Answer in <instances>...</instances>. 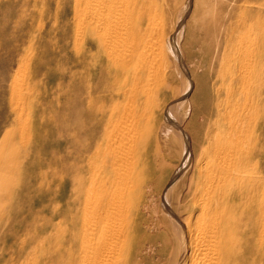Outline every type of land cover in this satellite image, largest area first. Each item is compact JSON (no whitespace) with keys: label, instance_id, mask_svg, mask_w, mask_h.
I'll list each match as a JSON object with an SVG mask.
<instances>
[{"label":"rangeland","instance_id":"rangeland-1","mask_svg":"<svg viewBox=\"0 0 264 264\" xmlns=\"http://www.w3.org/2000/svg\"><path fill=\"white\" fill-rule=\"evenodd\" d=\"M261 1L264 3V0H119L117 21L122 38L119 44L122 41L120 46L129 53L131 73L136 68L135 60L139 62L144 76L142 87L149 97H145L149 99L145 103L154 110L158 124L157 153L152 155L154 177L148 182L146 178L136 181L125 197V201L130 200L124 203V214L120 215L131 237L132 224L128 219L135 208L139 209L141 225L136 235L139 241L143 239L137 252L133 233L123 264H170L168 251L177 244L171 216H185L193 196L197 200L208 196L203 191L207 179L204 166L196 176L199 155L204 154L200 146L202 138L216 132L215 129L218 132L224 129L236 113L245 117L241 145L249 159L246 174L257 176L254 164L260 161L264 149V139L260 140L258 133L264 122V101L252 95V91L260 86L264 94V82L255 81L257 72L264 71V56L257 60L261 49L264 55V23L259 20L264 12ZM75 3L76 0H0V264H58L57 259L66 258L70 250L79 247L74 240L79 230L74 222V208L92 178L89 176L94 178L102 164L100 157H89L90 162L86 158L82 171L79 154L70 153L67 156L70 160L60 159L61 151L73 152L74 148L59 127L66 123L74 140L79 138L81 121V126L87 122L92 144L97 141L102 145L95 142L91 150L98 148L100 156L105 147L104 125L111 105L100 90L92 92L87 98L89 103L85 98L82 104L73 92L78 83L79 49ZM97 56L101 58V54ZM65 100L67 109L63 106ZM76 105L81 109L84 106L83 110ZM63 112L69 114L65 122ZM133 131L141 133L137 135L140 141H135V154L140 155L144 135L139 130ZM205 157L204 154L202 164ZM135 163L133 171L140 175V159ZM81 180L84 185L79 184ZM209 207L207 204L208 214ZM261 227L258 223L255 236L258 241L264 234ZM261 240L264 242V235ZM114 257L108 262H116Z\"/></svg>","mask_w":264,"mask_h":264},{"label":"bare ground","instance_id":"bare-ground-1","mask_svg":"<svg viewBox=\"0 0 264 264\" xmlns=\"http://www.w3.org/2000/svg\"><path fill=\"white\" fill-rule=\"evenodd\" d=\"M117 1L119 2V0H76V3L74 4L78 19L77 38L79 42V49L77 53L78 58L76 61L77 69H78L77 70L78 83L76 87H74L73 92L78 94L79 99L77 101L79 104H82L85 98H86V102L89 103V100H87V98H89L91 94H93L92 92L95 91L96 93V90L97 91L100 90L102 92H105L107 97L106 100H108V103L111 105V107L110 110L108 111L106 125H104L105 126L104 139L106 140L105 147L103 148V153L100 156L98 155L99 152L96 151L98 150V148H95L94 150L92 149L93 151L91 150L92 145L97 141H95L92 144L91 141L92 135L87 131L88 130L87 122H86V126H81L83 124V120L81 121L80 118L82 124L79 126L81 130L79 129V134L77 135L79 138L74 140L72 139L74 138L72 137V135L74 136V134L71 135V133L70 134L68 133L69 126L66 125V123L64 126L59 127V129L62 131V133L61 132L60 133L65 135L66 139L70 138L67 139V142L71 144V146H73L74 148L73 152L68 151V149H66L64 153H61L62 152L61 151L60 155L58 154L60 159L64 161V159H66L67 156L71 155L70 153L75 154V156L79 154L81 160L80 163L81 170L84 169V165L82 164V161L88 158L87 162H90L89 157L92 156L100 157L102 165L99 169L100 172L96 173L97 175L94 178L93 175L89 176L92 178L89 179L84 189L82 199L77 200V205L74 208L75 216H76L74 222L76 225L78 224L79 226V230L76 232L74 236V240L77 242V245L79 247L76 250H70L69 252L67 251L68 256L66 258L57 259L58 264L59 263L112 264L110 263L111 261L108 262V260L114 256H115L114 259L117 258V261L116 262L113 261L114 262L113 264L116 263L123 264L122 263L123 255L129 253L128 251L131 248L129 247V241L131 240L130 238H132L133 233L135 235V238L132 239L135 240L136 251L140 250L143 241V239L139 241L140 237L136 235L138 234V231H140L139 226L141 225L139 209L135 208L131 216V219L130 220L128 219L129 223L132 224L131 237L129 232H127L126 230L127 228L126 223L124 222V220H122L123 218L122 219L120 218L121 217L120 215L124 214L122 211L125 207L124 206L126 204L125 202L128 203V201L130 200V198L129 199L127 198V200L125 201V197L127 196V193L130 192V189L133 188L134 184H137L136 181L139 178L140 179L146 178L148 182L151 180V178L154 177V174L152 172V155L155 154V152L157 153L156 132L158 129V124L156 118L152 113V111L154 110L153 109L150 110L151 107L145 103L146 100H149L148 99L149 97L147 96L148 91L145 92L143 89L144 87H142L143 86L142 81L144 76L140 70L139 62L133 58L135 60L136 68L131 73L130 63H129L131 58L128 57L129 53L125 52L124 50L125 48L123 49L121 47L123 46L122 41L121 44H119V41L122 38L120 39L121 35L119 36L120 34L119 33L120 26L118 27L119 19L117 21V17L119 16L118 5L120 4V2L117 3ZM263 4H264L263 1H261L260 5L262 6ZM261 9H263L262 11H264V8ZM259 20L263 21L264 23V12L263 14L260 15ZM126 31L129 32L128 29H126ZM145 36L147 37L146 34ZM126 37L128 38L127 33H126ZM262 38L264 39V34ZM132 45H131V50H132ZM127 46L129 45H126V47ZM97 54H101V58H98ZM263 56H264L263 49H261V51H259L257 55V60L259 61V59L262 58ZM262 60L264 61V59ZM241 73L242 75L241 74L240 75L243 76V72ZM151 76L153 77L154 75ZM93 79L95 80L89 82L90 80ZM260 80L264 82V71L261 72L259 70L255 77V81L259 82ZM144 83L146 85L147 83L146 80L145 82H143V84ZM259 87L260 86H257V88L255 87L253 89L252 95H258V97L263 103L264 94L260 92L261 88L259 89ZM153 91L155 92L156 88ZM66 95L67 97L70 96L68 94ZM146 96L148 98H146L145 100ZM65 103L66 100L63 106L65 105L64 108L67 109L68 106ZM251 104H253V101ZM77 107H80V105ZM83 107L82 109L80 107V111L83 110ZM218 107L219 106L217 105V109ZM258 107H260L259 104ZM261 112H263V110ZM80 114L82 113L80 112ZM68 117L69 114L67 112L65 113L63 112L64 122ZM244 119L245 117L243 113L242 114L236 113L234 115V119H231V121L228 123V125H226L224 129L221 130L219 128L220 129L219 132L218 129H215L216 132L213 131L208 136L202 138L200 146L202 147L203 150L202 153H204L206 156L205 157L206 160H202L204 161L202 164L201 159L204 157V154H202V156L199 155L198 164L196 166L197 167L196 170L198 171V173L196 176L200 174V170H202L203 169L202 166H204L203 171L206 173L207 179L205 178L206 183L203 191L205 192V194L207 193L208 196L207 199L204 198L201 199L200 196L199 200H201V203L199 200L195 198V196H193L191 199L192 204L188 206L189 208L185 216L183 217H179L177 215L171 216L170 223L172 227H174V230L176 229L177 232L176 233L177 244L171 245L170 250L168 251V255H169L168 261L170 264H233V261L234 264H238V259L240 260L239 264H260L261 261L264 260V242L261 240V238L263 239L264 234L258 229V232H260V234L262 233L263 235L259 241L255 237L256 227L258 223L261 224V226L263 227L261 228L264 230V153H263L264 149H262L261 151L262 153L260 155V161L255 162L254 164L255 168H258L257 176H248L246 174L247 171L245 167L249 165L248 162L249 159L246 158V155L243 152L244 149L242 148L241 145L243 140V132L245 131L243 128L244 124L242 125V123H244L243 122ZM91 121H94V119ZM76 123L78 124L80 122H76ZM92 123L93 122H90V124ZM104 126H102V128ZM215 128H217V125ZM133 130H139L144 135V139L141 143L142 149L140 155L139 154L137 155V153L135 154V150H136L135 143L138 142L139 140L137 136L139 132L137 133L134 132ZM75 131L74 133L77 134V132ZM258 133L260 136V140H263L264 122L262 128L259 130ZM96 134H97L96 130H94L93 131L94 139L97 136ZM140 134L141 133H139V135ZM256 141L258 142V140ZM97 143L101 145L99 142ZM105 151L107 152L104 153ZM55 156H57V154ZM137 158L140 159V163H141L142 170L140 175L133 171L135 168L134 166L136 164L135 161ZM65 165L63 167H65ZM77 167H75V169ZM252 167H253V163H252ZM73 171H74V166H73ZM74 179H73V185H74ZM79 184L84 185L85 182L81 180ZM195 191L197 190L195 189ZM60 193L62 195L63 190H61ZM140 193L142 192L140 191ZM92 198L93 200H91ZM51 204L53 205L54 203ZM207 204H210L209 207L210 214H208V208L206 209ZM54 206L57 207L58 204ZM71 215L73 216V214ZM53 226L54 225H52V227ZM52 227H50V229ZM55 229L56 228H54V230ZM45 232L48 231L46 230ZM49 233H47V235ZM51 238H49V240ZM29 240L31 241V239ZM57 245L59 244L57 243ZM111 259L113 260V258ZM43 263L45 262L43 261Z\"/></svg>","mask_w":264,"mask_h":264}]
</instances>
